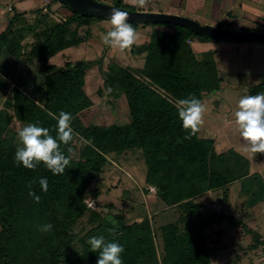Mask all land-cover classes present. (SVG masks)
I'll list each match as a JSON object with an SVG mask.
<instances>
[{
    "label": "trees",
    "instance_id": "trees-1",
    "mask_svg": "<svg viewBox=\"0 0 264 264\" xmlns=\"http://www.w3.org/2000/svg\"><path fill=\"white\" fill-rule=\"evenodd\" d=\"M48 6L35 13H46ZM118 6L121 7L120 0ZM69 12L63 21L50 22L41 31L38 26L34 33L36 41L26 53L21 45L24 32L18 27L25 24L24 13L9 17L0 32V49L14 64L34 59L44 73L40 102L20 84H14L0 110V264H97L99 251L93 253L87 241L101 235L124 247L122 264H209L213 249L204 229L228 216L221 211L204 215L195 200L247 177L250 162L232 148H217L216 141L200 131L186 139L189 132L179 119V99L194 95L203 101L217 92L222 82L213 53L196 55L189 46L193 36L207 38L182 27L156 25L166 26L169 31L155 30L148 43L131 49L134 55L145 54L142 68L123 67L114 60L104 63L103 57L67 61L60 67L51 65L50 58L82 43L78 28L88 25L89 19ZM45 13L39 17H45ZM44 19L48 22V18ZM226 27L229 28L227 22L217 25L221 29ZM93 67L101 75L102 92L107 91L106 95L114 100L123 98L129 122L83 125L82 118L93 107L85 92V76ZM4 80L0 77V82ZM102 92L97 91L99 95ZM248 92L264 93V77ZM61 111L72 114V127L79 133L69 145H61L65 155L68 147L73 149L65 173L53 175L42 162L34 170L18 164L14 159L18 148L14 144L16 134L9 129L13 119L23 126L31 123L48 128L55 137L54 117ZM76 149L78 158L73 157ZM129 151H139L144 160L146 194L152 186V195L163 207L177 208L176 222L155 228L152 217L127 223L124 217L111 214L110 208L106 212L87 209L85 200L91 199L89 187L98 182L110 156L120 157ZM42 177L48 179L47 192L38 183ZM33 181L29 189L28 184ZM30 190L40 197L39 203L29 196ZM84 217H88L85 225L90 227L84 233L75 231L77 223L84 226ZM47 223L54 226L52 231L41 232L40 227ZM236 225L231 221V228ZM247 233L254 234V242H260L257 233ZM158 245L162 247L161 254Z\"/></svg>",
    "mask_w": 264,
    "mask_h": 264
},
{
    "label": "rangeland",
    "instance_id": "rangeland-1",
    "mask_svg": "<svg viewBox=\"0 0 264 264\" xmlns=\"http://www.w3.org/2000/svg\"><path fill=\"white\" fill-rule=\"evenodd\" d=\"M95 1L109 5L104 0ZM46 4L49 5L48 11L44 12L46 16L39 17L44 13L41 11L35 13V11ZM51 4V0L45 2H39V0H0V32L7 26L9 17L15 13H24L25 24L18 27L22 28L21 31L24 32L21 45L25 53L28 52L36 41L34 33L38 26L41 31L48 27L50 22L63 21L67 17L65 15H69L68 12L60 10H66L61 4L57 2ZM8 6H13L12 11L8 12ZM242 10H232L237 15L233 17L236 21H229V28L235 31L245 30L264 33V21L246 24L244 21L245 13ZM224 16L226 17V15ZM44 18H48V22L45 23ZM88 19V25L78 28V35L82 39V43L50 58L49 64L60 67L67 61H89L103 57L104 63L114 60L123 67H143L145 54L134 55L131 51L132 48L121 51L102 43L100 34L107 33L112 29L110 19ZM206 25L216 27L217 23L207 21ZM142 26L148 27L147 30L143 31L140 28ZM157 27L162 31H169L166 26L135 25L139 38L133 47L138 49L143 46V43H148L151 39V33ZM195 41L203 42L204 45H197L194 43ZM189 46L198 53L212 52L219 77L222 79L219 90L203 99L207 106V113L200 133L204 137L213 138L217 143V148L227 149L231 147L237 150L251 164L249 175L244 179L229 184L226 189H218L200 195L195 200L204 215L221 211L224 216H228L226 220L204 229L208 245L210 249H213L209 264H264V153L252 156L243 152L244 141L238 125L235 123L234 115L238 110L239 99L249 95L248 91L257 86L261 78L264 77V44L239 43L211 38L203 40L193 36V42ZM43 75L44 73L41 67L37 65L36 60L32 59L28 63L22 60L14 64L13 59L6 56L0 49V77L5 79L0 82V110L3 108V100L10 95L14 84H20L36 102H40L42 94L40 85ZM99 89L102 92V78L97 68L93 67L87 71L85 76V92L93 102V107L89 114L82 118L83 125L85 127L110 125L112 123L122 125L129 122L128 112L124 107L125 103L122 102L123 98L120 100L111 99L106 95L107 91L99 95L97 93ZM23 127L16 119H13L9 125L10 131L16 134L14 137L16 147L22 146L18 138V130ZM78 147L79 142H76V148ZM132 153L133 151H129L120 157L110 156L109 163L98 178V182L91 183L88 195L91 199L85 200V205L89 201H94L96 207L93 210L108 211L110 208L111 214L124 217L127 223L140 222L145 217L153 218L152 223L155 228L176 222L179 217L177 208H165L156 201L155 196L152 195L155 193L152 186L150 187L153 190H149L146 194L144 190L146 188L144 160L139 151ZM73 157L78 158L77 149ZM253 202L258 204L255 203L257 205L252 208ZM109 204L111 207L108 206ZM86 218L88 217H84L82 220L84 226L77 223L74 227L75 231L82 230L83 233L87 231L90 226L85 225ZM231 221L237 225L231 228ZM247 231L257 233L261 243L254 242V234H248ZM75 244V248H78V243ZM158 248L159 254H161L162 247L160 248L158 245Z\"/></svg>",
    "mask_w": 264,
    "mask_h": 264
},
{
    "label": "clouds",
    "instance_id": "clouds-1",
    "mask_svg": "<svg viewBox=\"0 0 264 264\" xmlns=\"http://www.w3.org/2000/svg\"><path fill=\"white\" fill-rule=\"evenodd\" d=\"M138 7L148 6V0H133ZM129 15L118 8L110 12V24L112 29L107 33H101L102 43L110 48H118L121 51L129 50L137 43L139 34L132 24L128 22ZM178 116L182 122V127L189 132L186 139H191L200 131L204 124L205 114L207 113L206 104L197 99L194 95L188 98L179 99L176 102ZM50 115H53L50 113ZM235 123L238 125L243 144V152L255 156L264 153V94L245 95L238 101V110L234 113ZM57 119L56 136L54 137L48 128L28 124L18 130V138L22 146L15 152V161L22 164L27 169L34 170L41 162L53 175H61L70 165L73 149L67 148L68 155H65L61 145H69L74 138L79 137L72 127V114L61 111ZM81 139H83L81 137ZM91 143V141H84ZM29 182L28 187L32 189ZM41 189L48 190V179L42 177L38 181ZM35 202H40V197L34 191H29ZM90 206H94L90 205ZM107 211V210H105ZM114 224L116 221H112ZM51 223L44 224L40 231L51 232ZM110 232L114 230L110 229ZM87 243L93 253L99 251L97 264H122L121 254L125 251L124 247L117 242L106 241L104 236H93Z\"/></svg>",
    "mask_w": 264,
    "mask_h": 264
},
{
    "label": "crops",
    "instance_id": "crops-1",
    "mask_svg": "<svg viewBox=\"0 0 264 264\" xmlns=\"http://www.w3.org/2000/svg\"><path fill=\"white\" fill-rule=\"evenodd\" d=\"M45 1L39 0V2H45ZM104 1L109 3L110 6L117 5V7H119L118 0H104ZM57 3L59 2L57 1ZM53 4L54 3H52L51 5ZM120 6L121 7L119 8L121 9L134 11V12L162 13V14L188 17L192 20L197 21L200 25L202 24L206 25L207 21H213L217 23V25L220 22H227V23H229V21L234 22L236 20H234L233 17L234 15H237V13L232 11L234 9H243L242 11L245 13L244 21L246 22V24L249 22L258 23L264 21V0H148V6L144 8L136 6L133 0H120ZM9 8L12 11L13 6H8L7 10ZM60 10L62 12H68L70 15L69 12L70 9L69 10L66 9L65 11L64 9L63 10L60 9ZM69 15H65V16H69ZM224 15H226V17ZM140 28H142L143 31H146L148 27L142 26ZM156 30H160L159 27H157ZM192 42L193 41H191V43ZM194 43L197 45H204L203 42H199V41H195ZM193 52L196 55H200L201 53H204V52L198 53L194 50ZM250 169H251V164H250ZM257 204H253L252 208Z\"/></svg>",
    "mask_w": 264,
    "mask_h": 264
},
{
    "label": "water",
    "instance_id": "water-1",
    "mask_svg": "<svg viewBox=\"0 0 264 264\" xmlns=\"http://www.w3.org/2000/svg\"><path fill=\"white\" fill-rule=\"evenodd\" d=\"M68 7L71 12L84 18L110 19L112 9H120L129 15V23L132 25H172L188 29L192 33L216 40H225L239 43L264 44V33L254 31H235L229 28H217L208 25H200L197 21L162 13L134 12L121 9L117 5L109 6L98 3L95 0H57Z\"/></svg>",
    "mask_w": 264,
    "mask_h": 264
},
{
    "label": "built area",
    "instance_id": "built-area-1",
    "mask_svg": "<svg viewBox=\"0 0 264 264\" xmlns=\"http://www.w3.org/2000/svg\"><path fill=\"white\" fill-rule=\"evenodd\" d=\"M8 11H10V8L8 9ZM149 190H153L151 187H149V189H148V192H149ZM94 204V206H90V205H93ZM86 207L88 208V209H95V207H96V204L94 203V201H89L88 203H86Z\"/></svg>",
    "mask_w": 264,
    "mask_h": 264
}]
</instances>
